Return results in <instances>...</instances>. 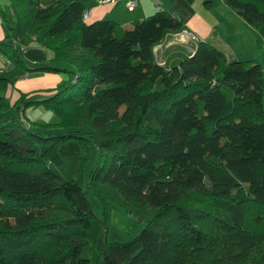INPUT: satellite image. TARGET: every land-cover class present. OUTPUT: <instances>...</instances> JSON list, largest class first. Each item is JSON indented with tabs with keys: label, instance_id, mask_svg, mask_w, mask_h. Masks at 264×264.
<instances>
[{
	"label": "trees",
	"instance_id": "trees-1",
	"mask_svg": "<svg viewBox=\"0 0 264 264\" xmlns=\"http://www.w3.org/2000/svg\"><path fill=\"white\" fill-rule=\"evenodd\" d=\"M224 1L264 37V0ZM9 3L15 23L8 41L0 37L11 60L0 71V264H92L80 254L89 244L95 264H264V63L200 38L177 62H158L154 44L184 27L164 7L126 27L86 20L83 0ZM30 40L66 62L43 67L72 76L42 96L11 99L8 79L24 66L17 42L25 50ZM28 103L52 108L68 130L31 129L19 117ZM69 136L100 148L88 181L102 200L144 219L129 239L98 245L101 220L86 188L49 165Z\"/></svg>",
	"mask_w": 264,
	"mask_h": 264
},
{
	"label": "rangeland",
	"instance_id": "rangeland-1",
	"mask_svg": "<svg viewBox=\"0 0 264 264\" xmlns=\"http://www.w3.org/2000/svg\"><path fill=\"white\" fill-rule=\"evenodd\" d=\"M199 8L206 13L203 6H199ZM210 11L212 10L210 9ZM216 12H220L224 20L219 23V27L211 34H214L216 41L221 43L220 47L227 49L229 57H251L264 63V37L259 29L246 21L236 9L228 5L224 0L216 2L214 14ZM14 23L15 15L9 0H0V37H4L8 41L10 36L8 35L9 29L7 25L12 26ZM130 25L131 23H124L126 27ZM188 29L191 30L190 28ZM194 33L198 38L202 39L199 33L196 31ZM183 35L186 36L185 34ZM220 38L223 40L220 41ZM35 42V40H30L25 50H21L17 42L24 66L20 67L21 70L19 72V76L22 77L10 76L8 79L7 88L4 91L11 99H15L21 92L27 91L26 99L30 98V92H32L31 95L33 97L42 96L53 90L52 88H46L72 76L69 70L43 67L46 64L64 66L66 62L64 60L51 59L52 51L47 47L41 46L43 49L36 52L35 49L30 47L31 45L39 46ZM225 43L228 45L232 44L234 50L229 51V47ZM29 53L35 55L34 58ZM177 54L175 51L169 56L167 65L170 64L171 57L176 58ZM0 64L3 63L1 62ZM19 117L31 129L40 131L44 135L68 130L66 127L56 124L58 117L54 110L46 107L43 103H28L24 105L23 112H20ZM46 122H48L47 125L42 124ZM34 146L37 150H43L46 147V142L35 140ZM100 152V148L92 138L81 141L77 137L69 136L63 138L55 149L48 154V163L52 168L57 170L63 177L79 179L84 188H86V195L91 202L92 208L101 220L97 240L98 245L104 240H127L137 233L144 223V219L139 218L129 204L112 199L104 202L95 191L94 185L89 183V173L95 166ZM105 208L108 210V215L106 223H103ZM97 253V245H82L80 248V254L89 257L92 264L97 262Z\"/></svg>",
	"mask_w": 264,
	"mask_h": 264
},
{
	"label": "crops",
	"instance_id": "crops-1",
	"mask_svg": "<svg viewBox=\"0 0 264 264\" xmlns=\"http://www.w3.org/2000/svg\"><path fill=\"white\" fill-rule=\"evenodd\" d=\"M42 1L43 4H46L51 0ZM83 1L85 7L88 8L86 20H92L98 17H107L113 18L123 25L126 22L131 23V20L134 18H141L153 12L157 7H164L176 14L183 21L184 27L190 28L194 32L196 31L199 33L202 39L209 40L219 47L221 44L216 41V38L214 37L215 35L211 34V32L219 27V23L224 20V17H222L220 12H216L214 14V6L218 0H212L210 4L206 3L204 0H111L103 3H96L95 0ZM128 1H134L133 7L128 8ZM199 6H203L206 13L202 12ZM210 9L212 11H210ZM221 37H223V35H221ZM222 40L223 39L220 38V41ZM226 45L229 47V51L234 50L232 44ZM41 46L42 45L39 44V46L31 45L30 47L38 52L43 49ZM195 46V39L184 36L180 32V29H178L166 32V34L154 44L153 50L157 61L167 65L169 56L175 51L178 53L177 57H171V61H169L170 64L174 63V61L177 62L182 56L192 53ZM222 50L229 57L227 49L222 48ZM31 54L32 53H29V55ZM4 56L5 55L0 53V63L3 61ZM31 56L34 58L35 55ZM20 77L22 76H19V78ZM30 93L32 94V92Z\"/></svg>",
	"mask_w": 264,
	"mask_h": 264
},
{
	"label": "built area",
	"instance_id": "built-area-1",
	"mask_svg": "<svg viewBox=\"0 0 264 264\" xmlns=\"http://www.w3.org/2000/svg\"><path fill=\"white\" fill-rule=\"evenodd\" d=\"M107 1H111V0H95L96 3H103V2H107ZM133 4H134V1H128L127 2L128 8L133 7ZM87 15H88V8L85 7L84 10L82 11V17L86 18ZM180 32L182 34H185L187 37L195 39V41H197L199 39L198 36L193 31L189 30L187 27H182L180 29ZM21 47L24 49L25 48L24 44H22ZM10 65H11L10 58L5 57L3 65L0 66V71L7 69Z\"/></svg>",
	"mask_w": 264,
	"mask_h": 264
}]
</instances>
